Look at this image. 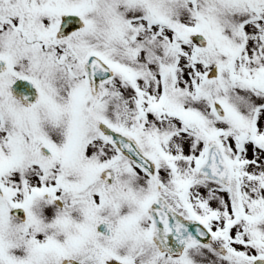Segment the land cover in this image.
Instances as JSON below:
<instances>
[{"label": "snow or ice", "instance_id": "obj_1", "mask_svg": "<svg viewBox=\"0 0 264 264\" xmlns=\"http://www.w3.org/2000/svg\"><path fill=\"white\" fill-rule=\"evenodd\" d=\"M0 264H264V0H0Z\"/></svg>", "mask_w": 264, "mask_h": 264}]
</instances>
